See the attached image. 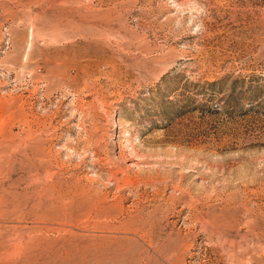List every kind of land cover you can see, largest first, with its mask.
<instances>
[{
  "label": "rangeland",
  "instance_id": "1",
  "mask_svg": "<svg viewBox=\"0 0 264 264\" xmlns=\"http://www.w3.org/2000/svg\"><path fill=\"white\" fill-rule=\"evenodd\" d=\"M0 264H264V0H0Z\"/></svg>",
  "mask_w": 264,
  "mask_h": 264
}]
</instances>
